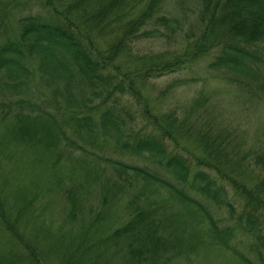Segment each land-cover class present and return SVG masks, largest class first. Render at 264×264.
I'll return each mask as SVG.
<instances>
[{"label":"trees","instance_id":"trees-1","mask_svg":"<svg viewBox=\"0 0 264 264\" xmlns=\"http://www.w3.org/2000/svg\"><path fill=\"white\" fill-rule=\"evenodd\" d=\"M192 1L199 7L198 38L189 54H173L171 60L128 56L135 40L180 29L178 18L157 13L163 0H44V13L15 19L9 36L0 41V161L21 147L32 154L34 168H44V162L54 166L60 147L72 170L83 171L84 181L93 183L96 168L106 167L115 183L137 190L133 198L139 203L129 200L126 216L111 226L104 209L84 220L83 200L76 189L62 185L57 172L44 188L39 178L16 185L12 210L3 203L6 191L0 183V264H45L50 256L56 264H110L113 256L122 264H166V254L175 246L164 235L160 205L170 201L186 207L190 218L207 221L218 235L201 198L225 206L232 216L227 187L241 202L237 218L250 237L248 249L260 258L264 177L253 184L246 175L236 177L239 170L232 162L240 159L229 153L230 141L210 118L203 98L194 99L191 109L154 105L193 79H175L154 98L147 83L175 71L184 57L212 51L209 69L262 86L264 55L251 48L264 43V0ZM5 16L0 14V25ZM98 35L106 37L104 47L96 44ZM30 84L51 93L53 111L31 99ZM97 142L111 143L122 154L144 155L159 169L88 150ZM86 154L92 158L86 160ZM56 194L64 209L58 226H52L48 202ZM233 254L251 264L239 252Z\"/></svg>","mask_w":264,"mask_h":264},{"label":"rangeland","instance_id":"rangeland-1","mask_svg":"<svg viewBox=\"0 0 264 264\" xmlns=\"http://www.w3.org/2000/svg\"><path fill=\"white\" fill-rule=\"evenodd\" d=\"M137 1L129 0V3ZM43 2L44 0H0V14L6 12L5 19L0 25V41L9 36L11 27H14V21L18 17L44 13ZM198 11L199 7L192 0H163L157 13L178 18L181 23L180 29L174 33L166 31L163 36L156 38L135 40L128 56H136L141 60L150 56H164L171 60L173 54H189L199 34ZM94 37L96 44L104 47L106 37L99 35ZM251 49L264 55V43H259ZM184 58L186 60L178 64L179 67L175 71L148 79L149 96L156 97L158 90L175 79H193V81L177 85L154 105L161 109H191L194 106V99L203 98V104L212 116L210 118H215L217 127L230 141L229 153L232 157L240 159L239 164L232 162L233 169L239 170L236 177L243 178L246 175V182L253 184L257 181V177H264V84L262 86H257L255 83L246 84L244 79H231L232 75L224 70L209 69L207 64L212 58V51ZM29 93L31 99L43 105L45 109L54 110L49 91L40 90L38 92V88L34 90L33 85L30 84ZM91 103H95V100ZM130 104L134 109L133 101ZM196 110L203 112L199 107ZM188 146L193 147L190 143ZM59 149L60 147L53 155L55 161H58L54 166L44 162L42 163L44 168H39L40 166L34 168L30 164L32 154L21 147L13 149L12 154L9 155L10 158L0 161V183L6 191L2 200L9 209L12 207L9 204L12 202V192H14V187L17 188L16 185L25 186L30 183V180L39 178L40 184L38 185L44 188L56 172L58 176L60 175L62 185L76 189L77 197L83 200L84 220L92 218L97 210L104 209L106 224L116 226L131 208L128 201L132 199L133 202L139 203L133 198L137 190L115 183L112 173L106 167L96 168L98 180L96 179L93 183L84 181L83 171L78 168L72 170L67 155L65 152H59ZM88 150L101 156L107 155L126 162L159 169L154 161L144 155L122 154L108 142H97L93 147H88ZM70 156L75 157L78 154L71 152ZM257 156L261 158L257 159ZM85 158L89 160L92 156L86 154ZM227 191L234 210L232 216L229 215L225 206H216L201 198L202 204L216 221L217 229L220 230L218 235L211 230L207 221L202 218L195 220L190 218L186 207L170 201L163 202L166 206L160 205L161 208L158 209L157 214L162 216L166 224L164 235L172 240V247L175 246L167 252L166 264H244L233 254V251L246 257L251 264H264L261 262V259L264 260V250L260 249V258L249 251L250 237L240 229L237 215L241 202L234 196L230 187H227ZM146 195L151 199L152 195L148 191ZM260 195L262 201L258 223L264 235V192ZM60 196V194L52 195L48 202L53 212L52 226H58L59 219L63 215L64 205ZM53 230L51 228V231ZM45 262V264H56V259L50 256L45 258ZM110 264H122L121 258L113 256Z\"/></svg>","mask_w":264,"mask_h":264}]
</instances>
